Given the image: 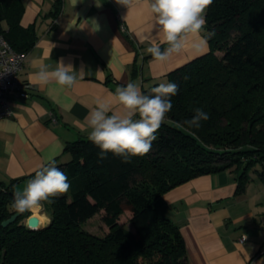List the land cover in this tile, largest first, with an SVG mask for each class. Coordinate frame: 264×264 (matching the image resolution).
<instances>
[{
	"label": "trees",
	"instance_id": "16d2710c",
	"mask_svg": "<svg viewBox=\"0 0 264 264\" xmlns=\"http://www.w3.org/2000/svg\"><path fill=\"white\" fill-rule=\"evenodd\" d=\"M61 7L55 0V15ZM24 9L25 0H0V34L27 53L38 35L35 25L21 24ZM206 22L205 32L215 33L209 51L169 74L179 91L167 119L182 123L196 108L210 118L187 131L166 121L151 151L127 163L112 153L99 159L88 137L68 142L64 152L71 158L56 166L70 190L45 203L50 222L37 229L27 226V212L2 225L15 213L20 178L0 181V264H189L164 195L226 169L238 173L243 190L252 167L264 170V0H213ZM101 211L105 234L82 227ZM125 211L131 227L120 222Z\"/></svg>",
	"mask_w": 264,
	"mask_h": 264
},
{
	"label": "crops",
	"instance_id": "0c3cea01",
	"mask_svg": "<svg viewBox=\"0 0 264 264\" xmlns=\"http://www.w3.org/2000/svg\"><path fill=\"white\" fill-rule=\"evenodd\" d=\"M152 0H132L126 7L115 0H25L21 24L36 26L38 39L27 51L22 78L33 85L27 99L12 100V114L0 117V181L20 178L17 191L50 158L68 161V142L88 137L87 116L98 103L120 109L112 94L135 82L144 92L170 82L176 68L209 51L193 49V39L166 61L146 49L163 43ZM207 12V11H206ZM206 19V16H205ZM71 65L78 76L72 87L32 83L39 64L55 69ZM238 173L226 169L194 177L169 190L164 198L168 217L184 237L189 264H264V170L252 167L244 189ZM43 221L50 218L42 213ZM48 222V223H49ZM246 234L247 239L239 238Z\"/></svg>",
	"mask_w": 264,
	"mask_h": 264
},
{
	"label": "clouds",
	"instance_id": "9594fccd",
	"mask_svg": "<svg viewBox=\"0 0 264 264\" xmlns=\"http://www.w3.org/2000/svg\"><path fill=\"white\" fill-rule=\"evenodd\" d=\"M118 5L128 7L132 0H115ZM213 0H152L150 11L155 16L163 43L162 49L152 44L146 49L153 59L166 61L173 53L185 49L193 39V49L204 51L208 41L215 35L214 31L205 32L206 11ZM86 73L74 71L71 65L62 62L55 69L39 64L38 71L30 77L32 83L47 85L55 83L63 87H72L78 76ZM179 87L174 82H161L145 94L135 82L118 86L112 94L120 109L113 111L108 103H98L86 118L88 139L99 149V159L108 153L121 157L127 163L132 157H143L151 151L152 143L157 139L156 133L166 121L177 128L190 130L200 128L201 121H207L208 113L200 108L194 110L190 119L180 122L169 121L168 113L172 110L171 98L177 95ZM71 184L67 175L55 165L50 158L35 171L26 186L13 193L12 210L17 215L29 213L34 209H43L45 203L51 204L54 198L66 194Z\"/></svg>",
	"mask_w": 264,
	"mask_h": 264
},
{
	"label": "built area",
	"instance_id": "2783aa9c",
	"mask_svg": "<svg viewBox=\"0 0 264 264\" xmlns=\"http://www.w3.org/2000/svg\"><path fill=\"white\" fill-rule=\"evenodd\" d=\"M26 56V52L17 51L0 34V117L12 114L13 99H27L32 95L33 85L21 76ZM246 239V234H242L239 241L244 242Z\"/></svg>",
	"mask_w": 264,
	"mask_h": 264
},
{
	"label": "rangeland",
	"instance_id": "374dc122",
	"mask_svg": "<svg viewBox=\"0 0 264 264\" xmlns=\"http://www.w3.org/2000/svg\"><path fill=\"white\" fill-rule=\"evenodd\" d=\"M218 54L220 56L222 55L221 52H218ZM35 213L40 219H42V213H45V215L48 216V218H50L49 214L46 211H44V207H43V209H34L31 212V214H35ZM130 213L131 212H129V211H125L120 217V222L128 225ZM42 226H44V225H42ZM82 227L84 229L90 231V232L95 233V234H105L108 231V227L105 225V223L103 221V212L102 211L97 213L96 215H94L92 218L88 219L86 222H84L82 224ZM129 227H131V226H129Z\"/></svg>",
	"mask_w": 264,
	"mask_h": 264
},
{
	"label": "water",
	"instance_id": "95a60500",
	"mask_svg": "<svg viewBox=\"0 0 264 264\" xmlns=\"http://www.w3.org/2000/svg\"><path fill=\"white\" fill-rule=\"evenodd\" d=\"M0 201H2V199H0ZM18 216L19 215H17L16 213H13L9 218H7L4 221H2V225L3 226H7V225L13 223L17 219ZM27 226H29L30 228H33V229H37V228L42 227V225H40L39 217L34 215V214H31L28 217Z\"/></svg>",
	"mask_w": 264,
	"mask_h": 264
},
{
	"label": "bare ground",
	"instance_id": "6f19581e",
	"mask_svg": "<svg viewBox=\"0 0 264 264\" xmlns=\"http://www.w3.org/2000/svg\"><path fill=\"white\" fill-rule=\"evenodd\" d=\"M38 212V211H37ZM34 215H36V213L34 214ZM37 216V215H36ZM40 219V218H39ZM45 219V218H44ZM43 222H45V221H43V217H42V219H40V224L41 223H43Z\"/></svg>",
	"mask_w": 264,
	"mask_h": 264
}]
</instances>
